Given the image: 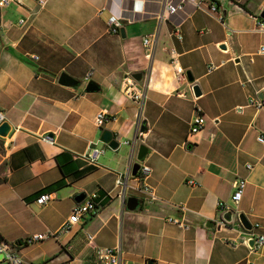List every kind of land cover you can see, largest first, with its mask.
Listing matches in <instances>:
<instances>
[{"label": "crops", "instance_id": "obj_1", "mask_svg": "<svg viewBox=\"0 0 264 264\" xmlns=\"http://www.w3.org/2000/svg\"><path fill=\"white\" fill-rule=\"evenodd\" d=\"M208 1L18 0L16 22L0 16V112L12 126L0 137V235L31 264H88L95 255L88 236L94 246H120V264H264V246L251 252L235 214L219 231L204 225L220 216L222 200L264 233V143L257 140L264 136V108L248 104L250 97L264 100V32L256 28L264 0H220L216 13L207 10ZM169 2L181 7L167 13ZM110 15L121 19L124 37L108 30ZM147 35L152 41L144 46ZM89 70L95 92L84 89ZM62 71L81 85H60ZM136 72L139 81L131 76ZM125 77L142 97L124 93ZM197 107L204 125L187 136ZM102 109L108 120L98 127L94 118ZM103 129L123 147H106L90 164L82 154L101 144ZM42 133L54 143L41 141ZM140 143L150 148L143 163L151 168L152 202L142 201L138 177L130 174ZM120 175L126 186L115 183ZM237 177L247 183L234 205ZM93 191L95 213L68 232L24 243L58 230L74 197ZM43 193L49 200L39 204ZM130 196L139 199L135 210L126 207Z\"/></svg>", "mask_w": 264, "mask_h": 264}, {"label": "built area", "instance_id": "obj_2", "mask_svg": "<svg viewBox=\"0 0 264 264\" xmlns=\"http://www.w3.org/2000/svg\"><path fill=\"white\" fill-rule=\"evenodd\" d=\"M11 0H0V8L1 6L7 5ZM40 5L44 4L46 0H37ZM220 0H209L208 1V6L207 10L212 13L218 12V3ZM181 7V4H172L168 3L165 7V11L167 13H173L177 9ZM165 17V13L163 12L162 17ZM222 18V16H219ZM257 22H256V28L257 31L264 32V19L261 17L257 16ZM20 24L24 23V19H20L19 21ZM122 26V21L121 19L116 16V15H110L108 18V30L111 33L114 34H119V30ZM173 34L176 35V38L179 40L181 39V35L177 29L173 31ZM151 35H147L143 38L142 43L144 46H148L151 44ZM260 52L264 51V46L260 47ZM31 58L36 60L38 59V56L36 54H32ZM215 66L214 65H209L208 70H212ZM178 72H180V69H177ZM93 71L89 70L86 75L85 79L86 81H90L91 75ZM133 79L131 77H125L124 79V88L123 91L124 93L130 97L133 98L134 100L139 99L142 97V93L136 92L132 89L133 86ZM248 104L254 106L257 109L264 108V100L258 97H250L248 100ZM107 112L106 110L102 109L98 111L95 115L94 122L98 127H101L107 120L108 116L106 115ZM3 120V115L0 112V121ZM204 125V116L200 110V108H196L195 114L193 115L191 121H190V128L187 133V136H191L197 132H199ZM40 140L48 143V144H53L54 143V138L53 136L49 135L48 133H42L39 136ZM257 140L261 143H264V136L259 135L257 136ZM128 143V141L124 142ZM107 145L106 144H92L90 148L82 154V157L90 164H95L99 160V158L104 154L105 149ZM247 168H251L250 164L246 165ZM151 173V168L147 164H144L143 162H140V168L137 172V177H138V187L137 189L144 192V198L143 202H152L157 200V196L153 189L147 184L146 179ZM189 184H193L192 180L187 181ZM115 183L117 185H123L126 186L127 184V176L125 180L123 179V176L120 175L117 177L115 180ZM246 180L241 177H237L234 179L232 183V192L230 195V200L234 205L238 204V202L241 200L245 187H246ZM49 200V194L43 193L40 194L36 198V202L39 204H45ZM218 209L221 210V214L217 219L213 220V228L216 231H219L223 227H228L231 223V217L232 214H235V219L233 222L237 224V227L240 232L244 233L247 236V239L253 240V244L250 245V250L251 252H256L259 250L262 246H264V233L260 232L258 230L259 228V223H251L250 228H245L234 208L229 205L228 203L218 200L217 202ZM98 194L96 191H93L79 201L75 202L74 205L71 208L70 214L67 217V219L63 222L61 227L56 230V231H47L45 233H34L27 237L24 240V243H32V242H37V241H42L46 239L47 237L50 236H56L59 233L63 232H68L71 228V226L75 223H78L82 220V218L95 213L98 210ZM225 213H230V220L226 219L224 217ZM168 222L177 224L182 227H187L184 224L183 219H180L178 217H168L166 219ZM87 243L92 245L95 249V255L94 258L92 259L91 262L88 264H120L121 261V248L120 246H114V247H108V246H94L92 242V237L88 236ZM233 245V244H232ZM14 245L8 244L4 239L0 238V264H31L29 261H27L25 258H23L14 248ZM250 264V263H247Z\"/></svg>", "mask_w": 264, "mask_h": 264}, {"label": "water", "instance_id": "obj_3", "mask_svg": "<svg viewBox=\"0 0 264 264\" xmlns=\"http://www.w3.org/2000/svg\"><path fill=\"white\" fill-rule=\"evenodd\" d=\"M0 16H1V8H0ZM260 16L264 19V9L260 12ZM119 33L121 34L122 37H124V30L120 28ZM225 45H221V48H224ZM132 78L139 81L142 78V74L140 72L133 73ZM185 76L186 79L193 83L194 82V77L191 73L190 70L185 71ZM58 83L62 86L69 87L72 89H76L81 85V81L77 78H74L73 76L69 75L68 73L62 71L57 79ZM86 92H95L99 89V85L90 80L86 83L84 87ZM192 92L195 96L200 95V87L197 83L192 84ZM12 126L9 124L8 121L2 120L0 121V137H6L9 132L11 131ZM139 130L141 132H144L146 130V122L142 121L140 124ZM98 141H100L103 144H106L108 148L110 149H117L120 146V141L116 138L114 133L110 131L109 129H103L99 135ZM150 153V148L143 144L140 143L138 144L137 150H136V155H135V162L132 164L130 174L132 176H135L140 168V162H144L146 160L147 155ZM85 197V193H78L74 197L75 202L81 201ZM139 204V199L134 196H130L126 199V207L129 210H135L138 207ZM224 217L228 220H230V213H225ZM242 225L245 228H250L251 223L248 220V218L243 214L239 213L238 215ZM205 227L212 228L213 227V221L212 220H207L205 222ZM253 244V240L249 241V245ZM1 257V255H0ZM147 264H153V260H148Z\"/></svg>", "mask_w": 264, "mask_h": 264}, {"label": "rangeland", "instance_id": "obj_4", "mask_svg": "<svg viewBox=\"0 0 264 264\" xmlns=\"http://www.w3.org/2000/svg\"><path fill=\"white\" fill-rule=\"evenodd\" d=\"M18 3V0H11L7 5L1 6V16L2 18H8L11 22H16L19 18V13L16 11L15 7ZM86 83V82H85ZM119 147H123V144H120ZM108 150V148H106ZM9 243H12L10 239ZM5 264V263H3Z\"/></svg>", "mask_w": 264, "mask_h": 264}, {"label": "trees", "instance_id": "obj_5", "mask_svg": "<svg viewBox=\"0 0 264 264\" xmlns=\"http://www.w3.org/2000/svg\"><path fill=\"white\" fill-rule=\"evenodd\" d=\"M56 184H57V182L56 183H53V185H50V187H52V186H54ZM0 238L3 239L1 235H0Z\"/></svg>", "mask_w": 264, "mask_h": 264}]
</instances>
